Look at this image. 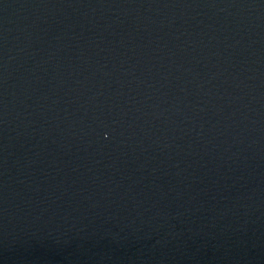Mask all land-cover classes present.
<instances>
[{"label": "water", "instance_id": "obj_1", "mask_svg": "<svg viewBox=\"0 0 264 264\" xmlns=\"http://www.w3.org/2000/svg\"><path fill=\"white\" fill-rule=\"evenodd\" d=\"M0 264H264V0H0Z\"/></svg>", "mask_w": 264, "mask_h": 264}]
</instances>
